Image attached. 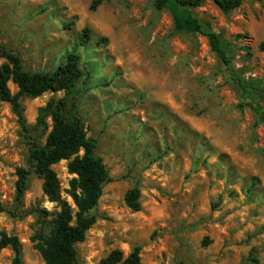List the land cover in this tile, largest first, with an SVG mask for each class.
I'll return each mask as SVG.
<instances>
[{
    "label": "rangeland",
    "instance_id": "374dc122",
    "mask_svg": "<svg viewBox=\"0 0 264 264\" xmlns=\"http://www.w3.org/2000/svg\"><path fill=\"white\" fill-rule=\"evenodd\" d=\"M95 1L0 0V45L26 72L52 74L70 55L80 72L68 91L23 99L28 133L0 101V234L19 238L23 264H44L36 245L60 207L43 194L30 151L51 130L50 119L48 131L36 129L39 109L64 100L68 120H81L112 178L78 264L136 246L142 264H264V0L230 13L211 1L192 10L234 56L229 69L205 36L177 31L154 0H100L92 10ZM235 78L250 87L248 99ZM18 168L31 171L21 201ZM54 170L73 205L68 161ZM134 187L140 212L124 201ZM39 210L49 216L41 220ZM0 264H14L11 249L0 252Z\"/></svg>",
    "mask_w": 264,
    "mask_h": 264
},
{
    "label": "trees",
    "instance_id": "16d2710c",
    "mask_svg": "<svg viewBox=\"0 0 264 264\" xmlns=\"http://www.w3.org/2000/svg\"><path fill=\"white\" fill-rule=\"evenodd\" d=\"M207 1L213 2L222 12L230 13L240 8L248 0H154L158 11H168L175 29L190 34L205 36L220 62L230 68L234 56L228 53L216 32H205L202 23L193 14V9L202 7ZM102 1H95L92 10ZM84 41L89 40V30L84 31ZM260 50L264 52V43ZM0 101L8 103L17 117L19 127L28 133V126L22 106L23 99H35L47 92L70 90L77 81L80 72L78 57L70 55L67 64L52 74L29 73L23 69L21 60L6 51L0 45ZM233 82L240 88L243 99L250 96L249 86L241 79ZM13 83L17 92L13 93L9 84ZM255 113L261 115V109L255 103ZM51 130L43 145L33 143L30 151V164L42 177V192L51 202L59 205L60 210L53 215L51 229L43 235L42 241L36 245L44 264H78V245L87 240V234L96 224V211L103 195L104 186L112 181L109 170L103 160L97 156V146L90 140L79 118L69 121L66 116L65 101L51 100L38 111L36 129ZM68 161V172L75 177L70 181L67 191L73 205L62 197L61 183L54 166ZM16 198L21 201L28 190L31 171L17 169ZM138 187L130 189L125 196V205L133 212H140L142 204ZM6 211L0 193V215ZM41 220L49 213L38 211ZM44 223V222H43ZM44 229V226H43ZM44 231V230H43ZM11 249L14 253V264H23L22 245L18 237L0 234V252ZM99 264H142V248L136 246L125 256L121 250H114L103 258Z\"/></svg>",
    "mask_w": 264,
    "mask_h": 264
}]
</instances>
